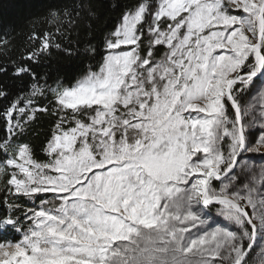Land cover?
<instances>
[{
    "label": "snow or ice",
    "instance_id": "obj_1",
    "mask_svg": "<svg viewBox=\"0 0 264 264\" xmlns=\"http://www.w3.org/2000/svg\"><path fill=\"white\" fill-rule=\"evenodd\" d=\"M96 18L49 7L0 65L31 80L0 81V264H264V0H132L74 51ZM53 48L98 68L49 84L32 65Z\"/></svg>",
    "mask_w": 264,
    "mask_h": 264
},
{
    "label": "trees",
    "instance_id": "obj_2",
    "mask_svg": "<svg viewBox=\"0 0 264 264\" xmlns=\"http://www.w3.org/2000/svg\"><path fill=\"white\" fill-rule=\"evenodd\" d=\"M69 0H0V40L7 39L9 48L5 54H0V65L9 63V59L18 60L31 47L29 37L32 31L42 33L44 30H50V26L43 22V16L49 7H61ZM132 0H92L98 18L91 21V27L85 25L87 21H82L79 30V36H73L72 48L75 51L77 47L83 50L84 44L89 39L93 44L99 46L102 50V40L104 34L112 28L116 23L117 17L120 15L121 7L131 3ZM113 4H118L120 7L113 8ZM79 39L80 44L76 45L75 40ZM65 46H68L65 44ZM98 56L96 60L85 59L81 55L69 56L64 51L52 49L50 55H42L38 64L32 65L34 70L41 76L49 77L48 83L52 84L57 78L74 79L82 71H86L89 65H95L93 70L98 68ZM0 81L8 84L14 94H19V91L25 89L31 80L25 76L22 79L15 81L7 76H0ZM7 103L0 100V106ZM41 106L48 103L47 99L39 101ZM53 120L43 114L38 113L34 122L27 128L23 142L29 143L35 150L39 159H44L42 145L46 142V138L50 134ZM21 203H23L21 201ZM36 205L40 201L37 200ZM27 207H31L29 202ZM5 207L0 205V211H4ZM215 215V210H213ZM11 239L12 237H7ZM19 238L18 236L16 237Z\"/></svg>",
    "mask_w": 264,
    "mask_h": 264
}]
</instances>
